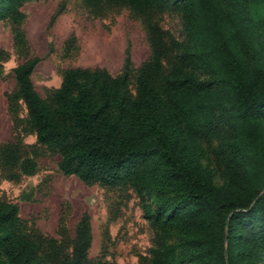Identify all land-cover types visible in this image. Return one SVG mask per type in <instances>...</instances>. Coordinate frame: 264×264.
I'll use <instances>...</instances> for the list:
<instances>
[{
	"label": "trees",
	"instance_id": "obj_1",
	"mask_svg": "<svg viewBox=\"0 0 264 264\" xmlns=\"http://www.w3.org/2000/svg\"><path fill=\"white\" fill-rule=\"evenodd\" d=\"M23 1L0 0V20L19 17ZM83 1L130 8L150 53L134 67L126 52L115 75L67 68L48 99L30 76L39 57L16 64L13 98L36 140L64 174L135 187L155 229L146 264H264V0ZM166 9L181 12L182 39L159 25ZM18 209L0 196V264L87 263L86 215L54 238Z\"/></svg>",
	"mask_w": 264,
	"mask_h": 264
},
{
	"label": "rangeland",
	"instance_id": "obj_2",
	"mask_svg": "<svg viewBox=\"0 0 264 264\" xmlns=\"http://www.w3.org/2000/svg\"><path fill=\"white\" fill-rule=\"evenodd\" d=\"M17 8L19 17L0 20L1 198L18 204L28 229L54 238L73 235L86 215L92 236L86 264H146L155 229L143 216L135 187L64 174L58 168L60 154L36 140L24 102L13 98V68L29 57H39L30 76L47 99L67 68L101 67L115 75L126 52L139 66L150 53L141 17L124 5L95 12L83 0H25ZM157 21L167 36L183 38L180 11L163 10ZM5 145L13 150L12 159L4 158Z\"/></svg>",
	"mask_w": 264,
	"mask_h": 264
}]
</instances>
